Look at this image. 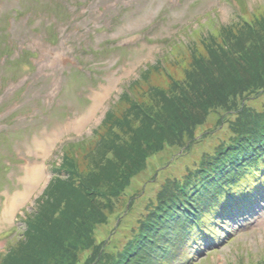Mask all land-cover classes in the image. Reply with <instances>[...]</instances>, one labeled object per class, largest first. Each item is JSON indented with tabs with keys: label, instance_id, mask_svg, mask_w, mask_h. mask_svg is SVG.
Here are the masks:
<instances>
[{
	"label": "rangeland",
	"instance_id": "374dc122",
	"mask_svg": "<svg viewBox=\"0 0 264 264\" xmlns=\"http://www.w3.org/2000/svg\"><path fill=\"white\" fill-rule=\"evenodd\" d=\"M238 1L251 6L246 22L236 18L243 14L233 11L229 0H0V42L4 40L18 54L31 55V64L39 71L21 65L17 79L6 89L12 91L4 95L8 101L0 103V129L7 124V115L16 116L11 124L13 136L0 138V163L11 157L1 150L6 144L15 155L11 172L0 173V254L7 251L9 243L16 245L20 240L24 219L19 221L17 214L33 207L47 182L56 211L70 202L76 206L80 197L89 200L88 191L96 189L92 202H101L103 197L108 204L102 209L104 221L91 234L93 244L104 248L111 242L124 244L132 228L139 227L138 218L146 215L147 209L153 210L150 201H157L161 187H172V180L180 179L188 168L195 169L204 153H212L218 140L230 135L231 121L223 119L227 106L240 105L245 96L264 87V60L258 61L261 52L264 56V0ZM255 23L256 36L245 30ZM220 24L228 25L229 32L241 41L230 61L212 65L207 51L221 45L216 32ZM3 28L6 30L1 31ZM209 34L216 37L212 45ZM166 53L171 54L168 74L177 85L164 72H140L146 65H163ZM74 58L82 61L76 64ZM198 63L207 68L204 71L210 69L209 77L215 78L230 64H235L242 75L246 70L252 72L251 63L259 71L246 75L244 88L228 98L226 107L209 106L191 135L173 137L182 148L161 141L157 153L146 156V161L140 159L137 170L131 173L130 147L137 140L136 134L156 127V117L166 99L176 101L183 96L187 98L183 104L193 103L204 94L208 82L203 81ZM9 72L0 70V77ZM134 80H146L151 87L132 86ZM193 83H198L195 91ZM16 94L24 99L15 104L11 99ZM116 100L117 105H112ZM259 101H249V105L257 107ZM90 138L93 146L73 176L62 172L57 177L50 175L47 163L58 145ZM187 145L192 147L187 149ZM120 169L123 177L129 175L130 183L113 192L104 182ZM86 187L77 198V192ZM230 230L233 232V226ZM145 250L141 248L139 254L145 256ZM90 252H79L77 264H82ZM58 255L57 251L51 264L59 261ZM198 255L188 248L183 256L186 260L172 264H264V211L217 249L203 257ZM144 259L163 263L154 251ZM12 263L8 260L4 264Z\"/></svg>",
	"mask_w": 264,
	"mask_h": 264
},
{
	"label": "trees",
	"instance_id": "16d2710c",
	"mask_svg": "<svg viewBox=\"0 0 264 264\" xmlns=\"http://www.w3.org/2000/svg\"><path fill=\"white\" fill-rule=\"evenodd\" d=\"M218 27L216 32L221 37V45H216L215 48L208 49L207 51L212 65H221L224 60L230 61L233 57L232 52L234 47H238L241 41L240 37H235L233 33L229 32L228 25L224 24ZM196 28L194 27V29ZM210 30L211 28H209L208 32ZM245 30L251 31L255 36L258 32L257 28H249L248 26L245 27ZM208 37L209 43L212 45V40L216 39V37L212 34H209ZM0 53L2 52L0 51ZM170 56L171 54L166 53L163 56L164 65L159 63L152 65L147 70L150 71L149 74L156 75L158 72L168 70L167 64L170 62ZM263 60L264 56L263 52H261L260 60L258 61L261 62ZM197 67L202 71V75L204 76L203 81L207 80L208 82L204 84V94L196 98L193 103L183 104L182 102L187 99L183 96L175 98L176 101L166 99L165 105L162 104L160 115L156 117V127L139 130L136 134L137 140L130 147L133 155L130 158L131 173L134 172L140 159L146 161V156L157 153L158 149L162 146L161 141L170 142V146L182 148V145H179L173 137H181L186 134L191 135L192 128L200 122L202 113H205L210 108L209 106L220 105L226 107L228 98L235 96L237 92L244 88L243 80L247 74L251 73L245 72L242 75L236 71L235 64H230L227 69L219 71V75L215 78L209 77L211 74L210 69L204 71L207 68L201 63H198ZM249 68H251L250 70L253 73H258V68L253 63L249 64ZM166 76L174 85H177L176 79L169 74H166ZM143 82L148 87H151L148 81L143 80ZM197 86L198 83H193V91L196 90ZM176 103L179 105H173ZM232 106H235V104L227 106L223 112V114L225 113L223 116L225 121H228L229 115L237 110ZM163 114L165 117L162 116ZM237 124L236 121H233L231 127L236 128ZM242 127L249 128V125L244 124ZM261 128L260 139L264 143L263 127ZM191 147L190 145L186 146L187 149ZM260 150L262 151L260 153L262 156L264 145L261 144ZM81 151L82 148L79 147L78 152ZM245 156L244 152L239 149L237 138L233 139V135H231L228 142H222L212 153H204L198 166L195 169H189L182 182H177L174 188H168L166 185L162 186V191L158 194L157 200L159 205L157 208L155 210L153 208L151 212L147 209L148 213L138 218L140 224L137 228L139 230L142 229L150 238L142 235L143 232L137 234L138 230L133 229V237L127 240L128 242L123 253L125 252L129 259L128 264H147L146 261L136 260L138 245H141V243L143 245L145 242H150V244H147L146 250L156 249L154 251L155 256L165 257V260L172 259L176 251H180L182 245L188 239V229L195 218L199 217L202 212L212 207V205L214 206V202L217 199V193L214 191L218 183L223 178H231L233 174V172L230 173L231 167L237 161L243 160ZM79 157L81 158V156ZM78 159L74 160V162H77ZM222 166L225 168L220 171V167ZM123 171L125 172L124 169ZM128 177L129 175L123 177L122 170L120 169L117 173L109 174L107 181L104 183L111 186L113 192H117L122 188L124 189L130 183L127 180ZM113 180L115 181L112 182ZM122 181L127 182V184L123 186ZM99 185L100 183L96 186L98 187ZM88 188L81 189V191L77 192L76 197L78 198L80 192ZM95 190L91 189L88 191L89 200L80 197V201L76 206L70 202L60 211L53 209L47 214L39 213L29 224L25 233L27 245L17 249L10 258L14 261H20L30 247L40 254L41 260L47 259L50 264L51 260L56 259L55 254L57 251L59 252V261L56 260L55 264H76L77 254L84 249H88L93 251V253L83 264H96L94 259L97 254V257L101 255V252H99L101 247L97 245L94 248L91 234L95 226L104 221L106 216L103 210L108 202L103 197L101 202H92V193ZM119 219L120 217H118ZM36 238L38 239L30 246L29 243ZM123 253H118L117 264H122L125 261ZM104 256L107 257V253ZM110 264H114L112 260Z\"/></svg>",
	"mask_w": 264,
	"mask_h": 264
}]
</instances>
